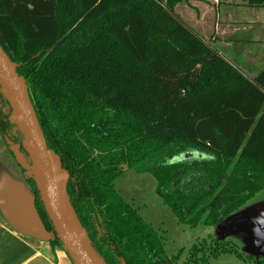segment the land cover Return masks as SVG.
Here are the masks:
<instances>
[{
  "label": "trees",
  "instance_id": "1",
  "mask_svg": "<svg viewBox=\"0 0 264 264\" xmlns=\"http://www.w3.org/2000/svg\"><path fill=\"white\" fill-rule=\"evenodd\" d=\"M183 2L0 0V44L29 85L47 145L71 174L72 206L106 264L169 259L161 234L115 187L126 168L152 174L191 227L224 223L264 189V71L249 77L223 56L177 12ZM0 104L3 136L21 143L1 87ZM25 179L52 246L64 249ZM213 245L214 256H241L225 240Z\"/></svg>",
  "mask_w": 264,
  "mask_h": 264
},
{
  "label": "rangeland",
  "instance_id": "2",
  "mask_svg": "<svg viewBox=\"0 0 264 264\" xmlns=\"http://www.w3.org/2000/svg\"><path fill=\"white\" fill-rule=\"evenodd\" d=\"M228 2L221 4H223L222 6L230 5L234 8V14L238 10L240 11L239 16H242L241 7H245L244 2L240 0ZM179 14L182 16L181 13ZM193 15L192 18L197 17V14ZM186 21L191 24L187 19ZM199 24L202 23L199 22ZM191 25L205 39H211L216 44L218 35L211 31L212 25L206 28ZM221 46V50L218 48L221 54L233 59L231 53L227 52L223 45ZM237 59L231 60L232 63L240 68L243 67L250 74L251 70L241 63L242 59L239 57ZM16 132L21 137L19 127H16ZM0 146L6 150L7 158L0 162V196L9 197L8 195H10L13 197L15 195V201L22 198L29 207L30 220L34 219L37 224L42 226L36 207L33 206L32 187L25 179L21 167L9 150L1 130ZM115 187L123 198L132 204L144 219L161 234L165 252L169 257L167 264H264V189L225 219L224 223L216 226L198 225L191 227L178 220L172 208L159 193L157 180L152 174L138 173L133 169L126 168L124 174L115 180ZM9 199L10 203H15L12 198L9 197ZM1 201L2 203L5 202ZM22 228L24 230L30 229L24 224H22ZM218 240H225V244L228 246L233 245L234 248L238 249L241 256L235 252L214 256L212 252L215 246L213 244ZM197 245H199L197 250L192 252L191 249H195L194 246Z\"/></svg>",
  "mask_w": 264,
  "mask_h": 264
},
{
  "label": "crops",
  "instance_id": "3",
  "mask_svg": "<svg viewBox=\"0 0 264 264\" xmlns=\"http://www.w3.org/2000/svg\"><path fill=\"white\" fill-rule=\"evenodd\" d=\"M244 4L242 16L238 10L234 14L230 5L222 6L219 0H190L179 3L177 10L198 28L212 25L211 31L218 35L217 48L221 50L223 45L231 53V60L241 58V63L251 70L250 74L241 68L253 78L264 71V6ZM193 14L197 17L192 18ZM4 159H7L6 150L0 146V162ZM8 196L15 201V195ZM9 197L0 196V264H74L65 249L52 246L51 235L42 222L41 226L34 219L30 220L29 207L24 200L10 203ZM16 222L30 229L24 230L16 226Z\"/></svg>",
  "mask_w": 264,
  "mask_h": 264
},
{
  "label": "water",
  "instance_id": "4",
  "mask_svg": "<svg viewBox=\"0 0 264 264\" xmlns=\"http://www.w3.org/2000/svg\"><path fill=\"white\" fill-rule=\"evenodd\" d=\"M0 87L12 109L10 120L23 134L21 143L5 137L7 145L24 170V177L35 181L65 251L74 264H106L91 246L88 232L82 227L72 206L67 190L71 174L63 167L61 157L47 145L30 97L29 85L25 77L19 74L18 64L12 61L1 44ZM15 224L22 228L21 224Z\"/></svg>",
  "mask_w": 264,
  "mask_h": 264
}]
</instances>
